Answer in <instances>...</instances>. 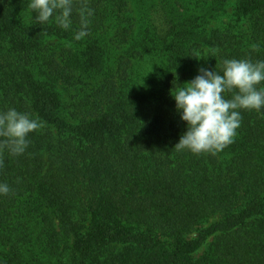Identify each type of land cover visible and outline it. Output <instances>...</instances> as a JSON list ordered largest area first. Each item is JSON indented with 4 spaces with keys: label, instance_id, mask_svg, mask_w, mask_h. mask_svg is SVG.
<instances>
[{
    "label": "trees",
    "instance_id": "1",
    "mask_svg": "<svg viewBox=\"0 0 264 264\" xmlns=\"http://www.w3.org/2000/svg\"><path fill=\"white\" fill-rule=\"evenodd\" d=\"M27 3L0 0V111L44 126L0 152V264H264V110L197 155L170 95L264 60V0H86L79 41Z\"/></svg>",
    "mask_w": 264,
    "mask_h": 264
},
{
    "label": "clouds",
    "instance_id": "2",
    "mask_svg": "<svg viewBox=\"0 0 264 264\" xmlns=\"http://www.w3.org/2000/svg\"><path fill=\"white\" fill-rule=\"evenodd\" d=\"M27 10L34 25L53 23L65 31L73 29L75 18L77 41L89 34L94 15L86 0H28ZM170 95L185 125L175 148L215 155L233 143L242 111L264 110V60L225 59L219 71L200 68L190 82L175 83ZM43 126L38 117L15 107L0 111V152L13 157L24 154L29 135ZM10 192V186L0 182V196Z\"/></svg>",
    "mask_w": 264,
    "mask_h": 264
},
{
    "label": "rangeland",
    "instance_id": "3",
    "mask_svg": "<svg viewBox=\"0 0 264 264\" xmlns=\"http://www.w3.org/2000/svg\"><path fill=\"white\" fill-rule=\"evenodd\" d=\"M228 21V18L226 17H222L215 25L218 26L219 24H222L223 22ZM241 25V23L239 24V26Z\"/></svg>",
    "mask_w": 264,
    "mask_h": 264
}]
</instances>
